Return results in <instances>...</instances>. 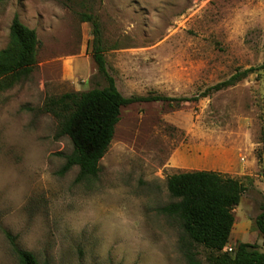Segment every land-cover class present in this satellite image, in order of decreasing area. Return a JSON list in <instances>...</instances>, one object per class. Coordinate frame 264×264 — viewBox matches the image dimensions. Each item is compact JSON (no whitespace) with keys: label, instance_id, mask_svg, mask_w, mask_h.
I'll return each mask as SVG.
<instances>
[{"label":"rangeland","instance_id":"1","mask_svg":"<svg viewBox=\"0 0 264 264\" xmlns=\"http://www.w3.org/2000/svg\"><path fill=\"white\" fill-rule=\"evenodd\" d=\"M83 12L99 22L123 96L171 99L123 106L97 176L77 180V166L61 171L69 138L40 107L105 85ZM15 14L39 44L30 75L0 91V264H18L12 241L48 264H188L180 223L160 208L172 200L168 176L203 168L245 185L226 247L264 249L254 225L264 200L263 72L178 100L264 61V0H2L0 49ZM191 250L204 262V249Z\"/></svg>","mask_w":264,"mask_h":264},{"label":"trees","instance_id":"2","mask_svg":"<svg viewBox=\"0 0 264 264\" xmlns=\"http://www.w3.org/2000/svg\"><path fill=\"white\" fill-rule=\"evenodd\" d=\"M81 20L91 24V58L105 85L49 95L40 107L57 121V135L69 138L72 149L64 156L61 171L77 166V180L97 176L100 159L110 145L123 106L139 101L171 99L163 95L123 96L106 66L97 18L83 12ZM38 44L36 31L22 23L15 14L9 25L8 42L0 49V91L30 75L37 61ZM255 71L264 74V61L256 67L237 69L227 79L206 87L198 95L178 100L196 101L236 84ZM261 110V149L256 155L264 181V92ZM166 187L172 200L160 211L179 221L184 234L182 252L188 264H264V249L256 243L238 241L230 251L226 247L234 223L233 210L245 190L240 179L212 170H192L171 174L166 178ZM259 209L254 225L264 241V200ZM11 245L18 264H48L40 262L31 251L20 248L14 241ZM192 247L204 249V262L196 258L198 252L191 250Z\"/></svg>","mask_w":264,"mask_h":264},{"label":"crops","instance_id":"3","mask_svg":"<svg viewBox=\"0 0 264 264\" xmlns=\"http://www.w3.org/2000/svg\"><path fill=\"white\" fill-rule=\"evenodd\" d=\"M202 170H212V171H216L215 169H211V168H203Z\"/></svg>","mask_w":264,"mask_h":264},{"label":"built area","instance_id":"4","mask_svg":"<svg viewBox=\"0 0 264 264\" xmlns=\"http://www.w3.org/2000/svg\"><path fill=\"white\" fill-rule=\"evenodd\" d=\"M231 249H232L231 246H228V247H227V250H228V251H230Z\"/></svg>","mask_w":264,"mask_h":264}]
</instances>
